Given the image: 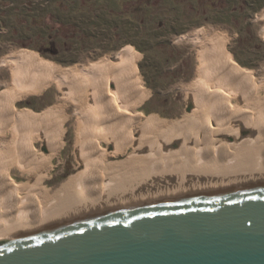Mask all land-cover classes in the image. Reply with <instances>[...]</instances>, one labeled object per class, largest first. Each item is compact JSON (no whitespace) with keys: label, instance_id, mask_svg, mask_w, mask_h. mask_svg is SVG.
Masks as SVG:
<instances>
[{"label":"bare ground","instance_id":"bare-ground-1","mask_svg":"<svg viewBox=\"0 0 264 264\" xmlns=\"http://www.w3.org/2000/svg\"><path fill=\"white\" fill-rule=\"evenodd\" d=\"M225 43L211 34L198 43L197 77L184 88L186 118L163 131L138 110L146 89L132 48L117 62L72 68L27 50L2 59L10 77L0 92V237L128 201L264 180V77L238 69ZM49 84L61 92L57 109L36 115L15 107ZM70 111L75 169L47 190L41 181L64 147L60 115ZM119 155L125 158L112 162Z\"/></svg>","mask_w":264,"mask_h":264},{"label":"rangeland","instance_id":"rangeland-1","mask_svg":"<svg viewBox=\"0 0 264 264\" xmlns=\"http://www.w3.org/2000/svg\"><path fill=\"white\" fill-rule=\"evenodd\" d=\"M83 1L0 0V62L14 51L27 50L59 68H72L105 58L117 62L120 51L132 48L139 58L138 80L146 89L138 110L162 124L160 131L185 120L188 102L184 88L196 80L198 43L210 34L225 40L226 51L238 69L250 72L258 80L264 77V0H161L158 8H149L152 12L141 26L148 28L146 32L140 28V19L131 20L123 14L131 12L138 0H90L87 5ZM152 14H161V22L153 20ZM72 25L92 35L90 41L98 42L97 46L81 49L80 40L86 34L78 33V37L67 39V44L73 46L57 55L50 54L48 37L54 29ZM117 33L123 45L116 49ZM197 33L202 35L200 41L194 40ZM2 66L0 92L5 89L2 83L10 77L8 68ZM59 96L57 87L49 84L41 92L19 99L15 107L39 115L57 109ZM60 117L67 119L63 124L64 147L60 156L53 157L50 175L41 181L47 190L63 185L75 169L72 111ZM124 158L119 155L112 162ZM11 174L15 181L24 184L29 179L20 171Z\"/></svg>","mask_w":264,"mask_h":264},{"label":"water","instance_id":"water-1","mask_svg":"<svg viewBox=\"0 0 264 264\" xmlns=\"http://www.w3.org/2000/svg\"><path fill=\"white\" fill-rule=\"evenodd\" d=\"M0 264H264V180L128 201L0 237Z\"/></svg>","mask_w":264,"mask_h":264},{"label":"trees","instance_id":"trees-1","mask_svg":"<svg viewBox=\"0 0 264 264\" xmlns=\"http://www.w3.org/2000/svg\"><path fill=\"white\" fill-rule=\"evenodd\" d=\"M89 1L90 0H84L82 2V4L87 5V2H89ZM119 1H126V0H119ZM160 1L161 0H140V2H139V0H138L133 5V10L131 12H129V11L124 12L123 11V14L131 20H132V18H134L135 20H138V21L140 19V22H139L140 28L142 29L143 32H146V31H148V28L141 27V26L144 24L145 20L147 19L149 12H152L151 10H149V8H153V10L158 8ZM84 7L85 6H80L79 8L84 9ZM160 15L161 14H156V15L152 14L153 20L155 18V20H159L161 22V18L159 19ZM142 31H140V34H142ZM78 33H82L83 35L86 34L85 32H83V30L79 29L75 25H72V27L70 26L68 28L67 27H65V28L60 27V28L54 29V33L48 37V40L51 42L50 43L51 47L49 46L51 48L50 54L57 55L62 50L69 49L70 45L73 46V43L67 44L68 43L67 39L78 37V35H77ZM119 36H120L119 33H117V36H116L117 39L115 40V45H116L115 48L116 49L123 45L122 44L123 42L120 41L121 36L120 37ZM60 38L66 39V40H61ZM91 38H93L92 35L88 36V34H86V36L82 40H80L81 41V45H80L81 47L80 48L85 50V49H89L91 47H96L98 42L95 43L93 41H90Z\"/></svg>","mask_w":264,"mask_h":264}]
</instances>
